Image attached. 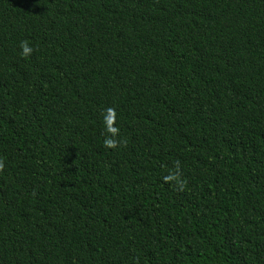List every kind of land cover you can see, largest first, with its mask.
<instances>
[{
	"label": "trees",
	"instance_id": "16d2710c",
	"mask_svg": "<svg viewBox=\"0 0 264 264\" xmlns=\"http://www.w3.org/2000/svg\"><path fill=\"white\" fill-rule=\"evenodd\" d=\"M0 264H264V0H0Z\"/></svg>",
	"mask_w": 264,
	"mask_h": 264
},
{
	"label": "clouds",
	"instance_id": "9594fccd",
	"mask_svg": "<svg viewBox=\"0 0 264 264\" xmlns=\"http://www.w3.org/2000/svg\"><path fill=\"white\" fill-rule=\"evenodd\" d=\"M22 49H23V52H24L25 54H27V53H29V52L31 51V49L28 47L27 43H24V44L22 45Z\"/></svg>",
	"mask_w": 264,
	"mask_h": 264
}]
</instances>
